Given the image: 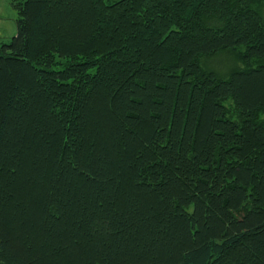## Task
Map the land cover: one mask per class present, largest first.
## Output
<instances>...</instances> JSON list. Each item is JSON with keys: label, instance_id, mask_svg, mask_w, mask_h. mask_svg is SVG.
<instances>
[{"label": "trees", "instance_id": "obj_1", "mask_svg": "<svg viewBox=\"0 0 264 264\" xmlns=\"http://www.w3.org/2000/svg\"><path fill=\"white\" fill-rule=\"evenodd\" d=\"M9 2L0 264H264V0Z\"/></svg>", "mask_w": 264, "mask_h": 264}, {"label": "rangeland", "instance_id": "obj_2", "mask_svg": "<svg viewBox=\"0 0 264 264\" xmlns=\"http://www.w3.org/2000/svg\"><path fill=\"white\" fill-rule=\"evenodd\" d=\"M16 18L17 13L9 0H0V48L3 44H9L16 35ZM261 118L264 119V114Z\"/></svg>", "mask_w": 264, "mask_h": 264}]
</instances>
